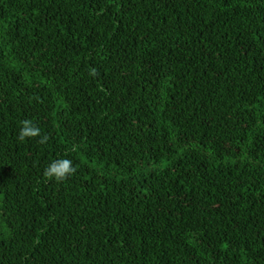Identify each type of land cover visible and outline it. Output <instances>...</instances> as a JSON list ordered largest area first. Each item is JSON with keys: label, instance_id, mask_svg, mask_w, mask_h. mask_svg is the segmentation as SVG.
<instances>
[{"label": "trees", "instance_id": "obj_1", "mask_svg": "<svg viewBox=\"0 0 264 264\" xmlns=\"http://www.w3.org/2000/svg\"><path fill=\"white\" fill-rule=\"evenodd\" d=\"M0 264H264V0H0Z\"/></svg>", "mask_w": 264, "mask_h": 264}, {"label": "clouds", "instance_id": "obj_2", "mask_svg": "<svg viewBox=\"0 0 264 264\" xmlns=\"http://www.w3.org/2000/svg\"><path fill=\"white\" fill-rule=\"evenodd\" d=\"M95 69L92 70L90 75H95ZM39 137L38 143L46 144L49 140L47 135L41 133L40 128L33 123L30 119H25L20 122V129L17 135V139L21 142ZM75 150V148H73ZM77 171V167L74 166L73 161L68 158H59L53 160L43 171V177L49 181L55 180L57 182H63L70 176L74 175Z\"/></svg>", "mask_w": 264, "mask_h": 264}]
</instances>
